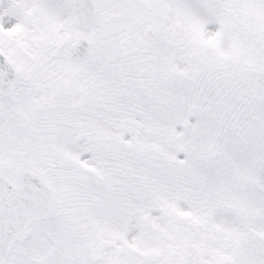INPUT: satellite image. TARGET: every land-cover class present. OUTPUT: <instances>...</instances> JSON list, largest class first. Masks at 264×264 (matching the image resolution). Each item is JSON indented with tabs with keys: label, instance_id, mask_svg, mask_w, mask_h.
<instances>
[{
	"label": "snow or ice",
	"instance_id": "snow-or-ice-1",
	"mask_svg": "<svg viewBox=\"0 0 264 264\" xmlns=\"http://www.w3.org/2000/svg\"><path fill=\"white\" fill-rule=\"evenodd\" d=\"M0 264H264V0H0Z\"/></svg>",
	"mask_w": 264,
	"mask_h": 264
}]
</instances>
